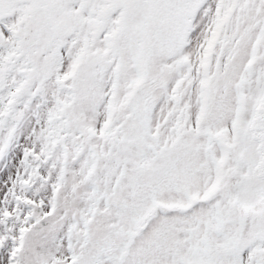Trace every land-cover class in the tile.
Masks as SVG:
<instances>
[{
	"label": "snow or ice",
	"instance_id": "6c2138e0",
	"mask_svg": "<svg viewBox=\"0 0 264 264\" xmlns=\"http://www.w3.org/2000/svg\"><path fill=\"white\" fill-rule=\"evenodd\" d=\"M0 264H264V0H0Z\"/></svg>",
	"mask_w": 264,
	"mask_h": 264
}]
</instances>
